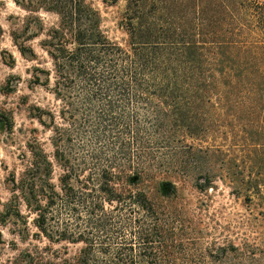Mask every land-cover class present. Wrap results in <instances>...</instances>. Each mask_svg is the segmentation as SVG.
Masks as SVG:
<instances>
[{
  "label": "trees",
  "instance_id": "1",
  "mask_svg": "<svg viewBox=\"0 0 264 264\" xmlns=\"http://www.w3.org/2000/svg\"><path fill=\"white\" fill-rule=\"evenodd\" d=\"M120 1L128 46L105 35L87 0H13L27 16L11 40L33 58L27 43L41 38L49 68L30 83L57 110L37 108L53 151L27 145L0 224L29 235L31 216L37 240L82 244L63 264H173L168 216L148 185L264 191V0H212L211 34L203 0H102ZM41 13L56 22L45 27Z\"/></svg>",
  "mask_w": 264,
  "mask_h": 264
},
{
  "label": "rangeland",
  "instance_id": "2",
  "mask_svg": "<svg viewBox=\"0 0 264 264\" xmlns=\"http://www.w3.org/2000/svg\"><path fill=\"white\" fill-rule=\"evenodd\" d=\"M87 1L98 11L105 35L128 46L123 20L125 2L108 5L102 0ZM211 2H202L208 12L203 25L209 34L210 22L215 19ZM26 16L13 0H0V213L10 199V175L15 173L17 177L29 158L27 145L35 138L46 152L53 151L51 133L35 116L37 108L55 113L57 104L46 89L30 83L35 67L49 68L38 45L41 38L27 43L34 52L31 58L22 56L10 37L11 32L21 30ZM40 16L45 27L56 22L51 14ZM214 144L222 145L223 141L216 139ZM167 180L175 190L162 180L157 187L148 185L146 193L155 206L167 213V248L173 264H264V191L259 197L247 198L234 193L222 180H216L213 188L203 192L196 190L189 179ZM20 210L26 216L24 207ZM27 219L29 235L25 236L12 220L0 224V264H38L40 259L63 264L77 256L82 244L37 240L32 237L36 232L32 217Z\"/></svg>",
  "mask_w": 264,
  "mask_h": 264
}]
</instances>
